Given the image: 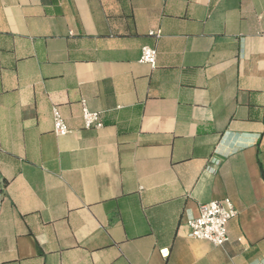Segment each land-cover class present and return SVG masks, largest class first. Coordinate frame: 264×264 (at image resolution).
<instances>
[{
  "label": "crops",
  "instance_id": "obj_1",
  "mask_svg": "<svg viewBox=\"0 0 264 264\" xmlns=\"http://www.w3.org/2000/svg\"><path fill=\"white\" fill-rule=\"evenodd\" d=\"M0 264H264V0H0Z\"/></svg>",
  "mask_w": 264,
  "mask_h": 264
},
{
  "label": "built area",
  "instance_id": "obj_2",
  "mask_svg": "<svg viewBox=\"0 0 264 264\" xmlns=\"http://www.w3.org/2000/svg\"><path fill=\"white\" fill-rule=\"evenodd\" d=\"M157 38L161 37V31L152 32ZM158 52L156 48H142L139 62L141 64L156 67ZM54 133L57 136H66L70 133V129L66 125L57 107L52 110ZM84 125L87 129L103 127L100 114L91 112L83 105ZM237 212L229 199L222 201H212L201 204L199 207V215L191 217L187 221L189 227L188 238L201 241H207L214 246H223L228 242L227 223L236 216Z\"/></svg>",
  "mask_w": 264,
  "mask_h": 264
},
{
  "label": "trees",
  "instance_id": "obj_3",
  "mask_svg": "<svg viewBox=\"0 0 264 264\" xmlns=\"http://www.w3.org/2000/svg\"><path fill=\"white\" fill-rule=\"evenodd\" d=\"M122 123H125V122H122ZM122 123H117L115 119H110L109 117H107L105 121L103 122V125H116L118 127L120 134L130 133V132L135 131L138 128V125H135L133 127H128L126 123L125 124H122Z\"/></svg>",
  "mask_w": 264,
  "mask_h": 264
}]
</instances>
